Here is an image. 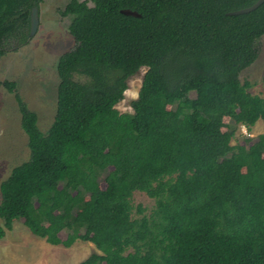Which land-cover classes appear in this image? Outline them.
Returning <instances> with one entry per match:
<instances>
[{"label": "trees", "instance_id": "trees-1", "mask_svg": "<svg viewBox=\"0 0 264 264\" xmlns=\"http://www.w3.org/2000/svg\"><path fill=\"white\" fill-rule=\"evenodd\" d=\"M255 1L69 0L58 10L74 43L56 61L45 131L15 82H2L29 154L0 182V238L20 219L50 244L92 242L97 252L77 264H264V96L239 79L259 53L264 1L228 13ZM40 2L0 0V56L28 42ZM142 66L132 111L120 112ZM258 119L261 133L231 144ZM134 191L154 200L148 213L137 205L132 216Z\"/></svg>", "mask_w": 264, "mask_h": 264}, {"label": "rangeland", "instance_id": "rangeland-1", "mask_svg": "<svg viewBox=\"0 0 264 264\" xmlns=\"http://www.w3.org/2000/svg\"><path fill=\"white\" fill-rule=\"evenodd\" d=\"M68 1L42 0L37 7V28L29 35L28 42L0 56V182L14 165L27 159L29 154L27 136L20 127V113L14 94L2 82H15L17 94L37 114L38 126L45 131L55 111L58 83L56 61L74 43L67 29L69 17L58 13ZM258 45L257 58L240 71L239 79L250 83V93L264 96L261 82L264 73V34L259 38ZM145 70L146 67L142 66L127 79L124 96L115 105L120 112L132 111L130 102L137 96ZM190 95L193 96V93ZM224 120L228 121L226 118ZM262 130L261 119L249 130L244 125H238L231 144L245 143L246 138H255ZM104 185L101 180L100 187ZM130 200L132 216H139L137 205L144 208V213L154 206V200L145 192L134 191ZM60 236L63 238L64 233ZM47 244L44 238L32 234L22 220H15L11 229H6L0 238V264H77L90 253L97 252L90 241L76 240L69 246ZM7 250L10 255L5 253Z\"/></svg>", "mask_w": 264, "mask_h": 264}, {"label": "water", "instance_id": "water-1", "mask_svg": "<svg viewBox=\"0 0 264 264\" xmlns=\"http://www.w3.org/2000/svg\"><path fill=\"white\" fill-rule=\"evenodd\" d=\"M264 0H256L255 2H253L251 5L243 7V8H239L236 10H232L229 11V14H239V13H243V12H248L254 8H256L259 4H261ZM121 12L124 14H131V15H138L137 12L129 10V9H121ZM37 24H38V8L37 6H32L31 10H30V24H29V35L31 36L34 31L37 28Z\"/></svg>", "mask_w": 264, "mask_h": 264}, {"label": "crops", "instance_id": "crops-1", "mask_svg": "<svg viewBox=\"0 0 264 264\" xmlns=\"http://www.w3.org/2000/svg\"><path fill=\"white\" fill-rule=\"evenodd\" d=\"M47 243H48V242H47ZM48 244H50V243H48ZM48 244H47V245H48ZM50 245H52V244H50ZM5 253H8V254H9L10 252L7 250V252L5 251ZM9 255H10V254H9Z\"/></svg>", "mask_w": 264, "mask_h": 264}]
</instances>
